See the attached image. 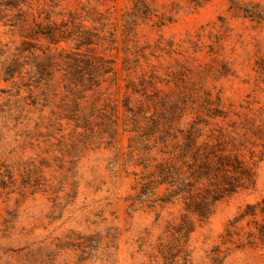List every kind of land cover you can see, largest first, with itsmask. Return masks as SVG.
<instances>
[{"label":"rangeland","instance_id":"rangeland-1","mask_svg":"<svg viewBox=\"0 0 264 264\" xmlns=\"http://www.w3.org/2000/svg\"><path fill=\"white\" fill-rule=\"evenodd\" d=\"M8 1L0 264H264V0ZM219 156L250 177L205 216L160 200Z\"/></svg>","mask_w":264,"mask_h":264},{"label":"trees","instance_id":"trees-1","mask_svg":"<svg viewBox=\"0 0 264 264\" xmlns=\"http://www.w3.org/2000/svg\"><path fill=\"white\" fill-rule=\"evenodd\" d=\"M58 1L60 0H50V2L54 3L55 5L58 4ZM8 5L16 6L18 4V0H9ZM50 13V12H48ZM47 13V14H48ZM53 13V12H52ZM49 16H47V19ZM49 37L54 42H57L58 39L55 38L56 32L54 30H50ZM55 38V39H54ZM84 43V42H83ZM87 43H91L90 40ZM69 60H66V69L69 71L72 70L73 74H76L77 68H81L82 64L87 66V72L80 71L78 73H82L81 75L84 76V73H87L89 80L94 78V71L91 66H88V64L85 61H81L76 56H72L67 54ZM81 62V63H80ZM44 67H39L38 72L40 73V76L43 78L42 75L44 73H49V68L51 66V63H44L41 64ZM50 65V66H47ZM86 66H84L86 68ZM83 67V68H84ZM72 73V72H70ZM80 76L85 80L84 77ZM86 81H88L86 79ZM88 86V84H87ZM93 84L91 83L89 88L92 87ZM194 157H197L195 155ZM198 158V157H197ZM197 158H194V160H197ZM230 157L225 156H219L218 161L216 162V169H215V175L211 177L212 173V167H209V162H205L203 166L200 164L195 166L194 163H191L189 161L186 162V169L182 171L181 165L178 163H173L172 165L168 166L164 164L160 167V170H158L157 179H160L161 183L166 182L168 184L169 193L160 200L168 202L173 201L172 199L176 197L179 194H184L185 198H187V206L193 207L199 215L205 216L207 213L210 212V207L216 200H219L222 198L225 194L231 193L236 191L240 185H243L246 177H250V170L247 173L248 169L246 168H240L238 170V167H236V164L230 163L229 161ZM209 159V158H208ZM234 165V166H233ZM233 166V170L236 172L233 176L229 175L228 172L230 168ZM209 167V170L207 171ZM218 173H221V177L218 178ZM247 173V174H246ZM247 175V176H246ZM154 179V176L151 175ZM232 177V178H231ZM149 178V177H148ZM147 178V179H148ZM209 180V182L216 180V182L211 183V188H206L207 190L204 192H200L197 188V183L200 180ZM243 181V182H242ZM155 184V181L152 179H149L147 181L146 185ZM144 194V193H143Z\"/></svg>","mask_w":264,"mask_h":264}]
</instances>
